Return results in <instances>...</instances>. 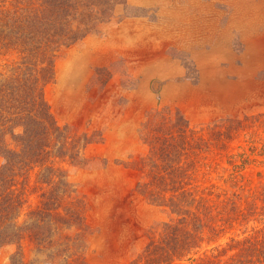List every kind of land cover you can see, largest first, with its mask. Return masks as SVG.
I'll return each mask as SVG.
<instances>
[{
    "label": "rangeland",
    "instance_id": "374dc122",
    "mask_svg": "<svg viewBox=\"0 0 264 264\" xmlns=\"http://www.w3.org/2000/svg\"><path fill=\"white\" fill-rule=\"evenodd\" d=\"M54 68L43 90L53 118L72 137L89 141L77 160L61 164L83 208L84 223L75 231L87 264L129 263L175 218L140 190L157 112L173 118L180 112L203 134L208 163L226 162L228 153L264 158V0H126L111 23L63 47ZM227 129L234 136L217 134L228 142L221 150L216 132ZM225 162L211 173L212 166L203 167L199 184L238 190L218 178ZM37 171L18 178L26 198L21 221L39 200ZM248 176L251 187L263 188L264 164L251 166ZM17 250L26 260L35 255L25 239L2 246L0 264Z\"/></svg>",
    "mask_w": 264,
    "mask_h": 264
},
{
    "label": "trees",
    "instance_id": "16d2710c",
    "mask_svg": "<svg viewBox=\"0 0 264 264\" xmlns=\"http://www.w3.org/2000/svg\"><path fill=\"white\" fill-rule=\"evenodd\" d=\"M125 5L126 0H0V57L8 58L0 67V248L28 239L35 250L30 260L17 250L8 264H87L75 231L84 223L83 208L61 164L77 160L89 141L57 124L43 90L55 77L57 53L111 23ZM157 116L140 190L175 218L127 264H264V187H251L248 176L264 158L228 153L226 162L208 163L204 135L180 112L176 118L162 111ZM217 134L229 141L234 136L229 129L216 132L218 141L223 139ZM224 146L229 147L223 140L219 147ZM223 162L227 175L218 178L238 190L199 184L203 167L212 166L211 173ZM34 169L41 192L21 221L26 198L18 178ZM242 226L244 236L218 242ZM212 243L217 244L205 249Z\"/></svg>",
    "mask_w": 264,
    "mask_h": 264
}]
</instances>
